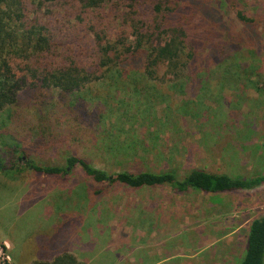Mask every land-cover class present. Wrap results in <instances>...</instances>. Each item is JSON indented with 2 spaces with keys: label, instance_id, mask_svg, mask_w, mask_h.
<instances>
[{
  "label": "rangeland",
  "instance_id": "obj_1",
  "mask_svg": "<svg viewBox=\"0 0 264 264\" xmlns=\"http://www.w3.org/2000/svg\"><path fill=\"white\" fill-rule=\"evenodd\" d=\"M203 1L216 10L215 22L231 32L252 30L239 47L224 33L221 53L233 51L254 69L250 82L245 74L220 67L222 75H205L210 81L197 97L196 84L182 92L173 89L168 108L175 113L166 132L147 131L150 127L141 125L146 115L132 114L138 99L131 95L133 89L140 90L139 102L145 105V97L155 99L151 81L139 76L137 86L125 79L120 87L105 81L89 84L81 93L87 91L86 99H70L72 133L37 147L28 160L39 166L60 165L74 154L108 174L175 170L183 175L192 168L264 174V0H223L217 8ZM236 10L254 20L251 26L238 20ZM56 13L57 35L72 33L68 20L75 22L74 16L64 9ZM193 44L196 55L206 61L217 53L213 42ZM195 97L197 105H205L196 108L198 114L179 106ZM204 111L205 121H198ZM104 184H96L79 167L58 178L30 168L15 175L0 170V245L5 247L0 264L48 262L63 251L70 259L58 264H235L250 222L264 216V183L252 190L220 193H177L168 185L104 189ZM85 188L87 197L80 195Z\"/></svg>",
  "mask_w": 264,
  "mask_h": 264
},
{
  "label": "trees",
  "instance_id": "obj_2",
  "mask_svg": "<svg viewBox=\"0 0 264 264\" xmlns=\"http://www.w3.org/2000/svg\"><path fill=\"white\" fill-rule=\"evenodd\" d=\"M208 2H214L216 8L225 3ZM57 9L69 10L74 16L75 22L68 20L72 33L68 30L69 34L57 35ZM216 14L203 0H0V170L15 175L30 168L58 178L79 167L96 184L105 183L104 189L120 184L131 189L168 185L177 193L187 189L220 193L262 185L264 174L229 175L203 168H192L183 175L175 170L108 174L74 154L67 155L60 165L39 166L27 158L37 147H47L72 133L70 99H86L87 91L81 93L89 84L105 81L120 87L125 79L137 86L139 76L151 81L155 99L145 97V105L139 102L140 90L135 93L133 89L131 95L138 99L132 114L146 115L141 125L150 127L147 131L163 128L166 132L175 113L168 108L173 104V89L182 92L196 84L197 97L204 93V82L222 75L220 67L233 68L250 82L254 69L242 64L233 51L221 53L224 33L231 45L239 47L252 30L244 27L239 33L231 32L222 22H215ZM236 16L247 27L254 22L242 10H236ZM199 41L216 46L212 60L196 55L193 42ZM196 97L193 101L185 98L179 106L198 114L196 108L205 105H197ZM155 105L162 108L154 110ZM128 112L124 110V115L131 117ZM204 114L198 121H205ZM80 191L81 196L89 194L87 188ZM69 259L63 251L51 261L37 259L32 264H58ZM236 264H264V216L250 222Z\"/></svg>",
  "mask_w": 264,
  "mask_h": 264
},
{
  "label": "built area",
  "instance_id": "obj_3",
  "mask_svg": "<svg viewBox=\"0 0 264 264\" xmlns=\"http://www.w3.org/2000/svg\"><path fill=\"white\" fill-rule=\"evenodd\" d=\"M4 250H5V247L0 245V255H1V253H2Z\"/></svg>",
  "mask_w": 264,
  "mask_h": 264
},
{
  "label": "crops",
  "instance_id": "obj_4",
  "mask_svg": "<svg viewBox=\"0 0 264 264\" xmlns=\"http://www.w3.org/2000/svg\"><path fill=\"white\" fill-rule=\"evenodd\" d=\"M236 264V263H235Z\"/></svg>",
  "mask_w": 264,
  "mask_h": 264
}]
</instances>
